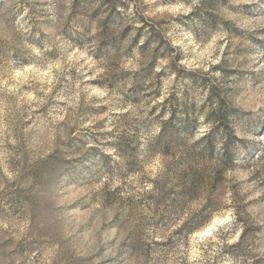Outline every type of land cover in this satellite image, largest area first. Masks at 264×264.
<instances>
[{
    "label": "clouds",
    "instance_id": "clouds-1",
    "mask_svg": "<svg viewBox=\"0 0 264 264\" xmlns=\"http://www.w3.org/2000/svg\"><path fill=\"white\" fill-rule=\"evenodd\" d=\"M0 208V264H264V0H0Z\"/></svg>",
    "mask_w": 264,
    "mask_h": 264
},
{
    "label": "rangeland",
    "instance_id": "rangeland-1",
    "mask_svg": "<svg viewBox=\"0 0 264 264\" xmlns=\"http://www.w3.org/2000/svg\"><path fill=\"white\" fill-rule=\"evenodd\" d=\"M72 175L73 176H78L79 175V172L76 169H73L72 170ZM3 213H4L3 208H0V215H2Z\"/></svg>",
    "mask_w": 264,
    "mask_h": 264
}]
</instances>
